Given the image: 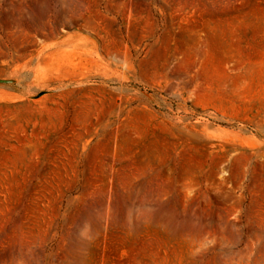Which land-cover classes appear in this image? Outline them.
<instances>
[{
  "label": "rangeland",
  "instance_id": "1",
  "mask_svg": "<svg viewBox=\"0 0 264 264\" xmlns=\"http://www.w3.org/2000/svg\"><path fill=\"white\" fill-rule=\"evenodd\" d=\"M0 264H264V0H0Z\"/></svg>",
  "mask_w": 264,
  "mask_h": 264
}]
</instances>
